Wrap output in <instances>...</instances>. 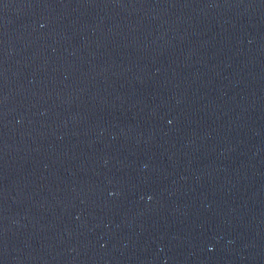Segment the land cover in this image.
Returning a JSON list of instances; mask_svg holds the SVG:
<instances>
[{"label": "water", "instance_id": "water-1", "mask_svg": "<svg viewBox=\"0 0 264 264\" xmlns=\"http://www.w3.org/2000/svg\"><path fill=\"white\" fill-rule=\"evenodd\" d=\"M0 264H264V0H0Z\"/></svg>", "mask_w": 264, "mask_h": 264}]
</instances>
